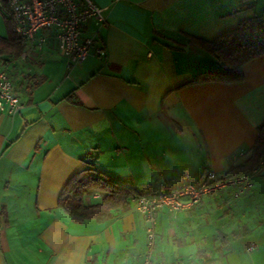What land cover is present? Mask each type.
<instances>
[{
	"label": "crops",
	"instance_id": "obj_1",
	"mask_svg": "<svg viewBox=\"0 0 264 264\" xmlns=\"http://www.w3.org/2000/svg\"><path fill=\"white\" fill-rule=\"evenodd\" d=\"M91 1L106 22L83 25L94 41L84 62L68 69L46 33L40 49L23 41L18 58L0 60L22 105L0 111V264H142L146 224L134 205L105 222L72 221L56 205L69 178L96 168L134 192L172 191L185 174L195 182L244 163L264 122V55L242 66L240 82H192L222 68L190 42L236 28L264 0ZM259 171L238 199L227 190L188 210L160 209L152 260L264 264Z\"/></svg>",
	"mask_w": 264,
	"mask_h": 264
},
{
	"label": "built area",
	"instance_id": "obj_2",
	"mask_svg": "<svg viewBox=\"0 0 264 264\" xmlns=\"http://www.w3.org/2000/svg\"><path fill=\"white\" fill-rule=\"evenodd\" d=\"M2 11L8 17L12 31L31 47L40 49L45 39L44 33L58 46L59 55L65 59L66 67L84 62L93 48V38L82 37L83 25L88 19L99 28L105 24L106 8L95 6L91 0H3ZM42 33V34H41ZM99 57L105 55L102 48L93 50ZM22 109L19 97L14 92L12 81L5 71L0 70V111L14 116ZM264 166V161L245 174L220 176L212 171L202 172L198 181L188 182L187 174L181 176L178 185L172 191L156 195H144L134 192L131 203L140 214L146 227V250L142 264H161L152 260L155 245V222L160 209L169 213L188 210L198 204L202 198L230 191L232 200L253 187V179ZM253 249L250 245L248 250ZM178 264V263H174Z\"/></svg>",
	"mask_w": 264,
	"mask_h": 264
},
{
	"label": "trees",
	"instance_id": "obj_3",
	"mask_svg": "<svg viewBox=\"0 0 264 264\" xmlns=\"http://www.w3.org/2000/svg\"><path fill=\"white\" fill-rule=\"evenodd\" d=\"M4 1L0 0L1 9ZM234 11V13H237ZM2 12L7 34L0 36V60L6 56L18 58L23 51V39L15 34L6 14ZM192 44L202 46L215 58L221 71H204L194 77L192 82L223 81L240 82L243 78L242 66L256 56L264 55V12L241 20L236 28L228 30L212 41L192 38ZM256 140L244 163L231 168L227 176H236L251 172L264 161V122L256 128ZM56 205L75 222L93 220L105 222L115 214L129 210L134 189L131 186L113 180L96 168H85L72 177L60 191ZM98 192L103 196L96 204L84 203L85 196Z\"/></svg>",
	"mask_w": 264,
	"mask_h": 264
},
{
	"label": "rangeland",
	"instance_id": "obj_4",
	"mask_svg": "<svg viewBox=\"0 0 264 264\" xmlns=\"http://www.w3.org/2000/svg\"><path fill=\"white\" fill-rule=\"evenodd\" d=\"M3 14L1 13L0 11V29H1V32L5 35L6 34V23H5V20H4V17L2 16Z\"/></svg>",
	"mask_w": 264,
	"mask_h": 264
}]
</instances>
